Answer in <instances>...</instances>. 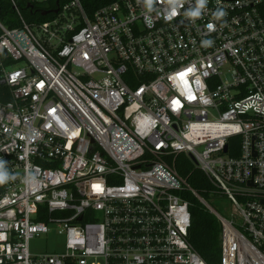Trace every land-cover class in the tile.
<instances>
[{
  "label": "built area",
  "instance_id": "2783aa9c",
  "mask_svg": "<svg viewBox=\"0 0 264 264\" xmlns=\"http://www.w3.org/2000/svg\"><path fill=\"white\" fill-rule=\"evenodd\" d=\"M18 1V26L0 22V264H207L181 152L233 206L203 201L220 264H264V0H206L195 18L182 0L171 19L168 0L91 16L59 0L34 23ZM50 233L61 250H31Z\"/></svg>",
  "mask_w": 264,
  "mask_h": 264
},
{
  "label": "trees",
  "instance_id": "16d2710c",
  "mask_svg": "<svg viewBox=\"0 0 264 264\" xmlns=\"http://www.w3.org/2000/svg\"><path fill=\"white\" fill-rule=\"evenodd\" d=\"M56 0L44 2H32L33 8L27 7V2L18 1L22 16L28 23L40 22L50 19L53 13L41 15V11L55 7ZM112 0H83L82 5L88 16L99 7L110 3ZM0 22L8 28L18 26L19 21L10 0H0ZM4 88L0 85V98ZM6 98V97H4ZM238 137L231 138L228 143L230 154L236 156L238 149L231 151V142H238ZM236 142V143H237ZM173 166L178 174L185 180L194 191L184 189L182 197L189 204L191 224L189 228V240L197 250L201 258L207 264H220V223L216 216L203 203L208 205L210 197H220L218 191L208 179L206 174L184 153L174 154ZM75 264V263H68Z\"/></svg>",
  "mask_w": 264,
  "mask_h": 264
},
{
  "label": "rangeland",
  "instance_id": "374dc122",
  "mask_svg": "<svg viewBox=\"0 0 264 264\" xmlns=\"http://www.w3.org/2000/svg\"><path fill=\"white\" fill-rule=\"evenodd\" d=\"M208 202L211 207L218 210L222 215L230 217L234 209L226 197H210ZM63 238L56 233L43 234L30 241L32 251L52 252L62 249Z\"/></svg>",
  "mask_w": 264,
  "mask_h": 264
},
{
  "label": "clouds",
  "instance_id": "9594fccd",
  "mask_svg": "<svg viewBox=\"0 0 264 264\" xmlns=\"http://www.w3.org/2000/svg\"><path fill=\"white\" fill-rule=\"evenodd\" d=\"M147 2H148L149 7H151L153 0H147ZM181 2H182V0H168V3L173 5V7L171 8V11L168 13V15L166 17L167 19H171L173 16H175L177 14L176 10L180 6ZM205 3H206V0H197L196 9L193 11H190L188 13V15L193 17V18L198 17L200 15V9L204 7ZM217 15L223 16V15H225V13L223 11H220L217 13ZM0 183H4L3 177H0Z\"/></svg>",
  "mask_w": 264,
  "mask_h": 264
},
{
  "label": "water",
  "instance_id": "95a60500",
  "mask_svg": "<svg viewBox=\"0 0 264 264\" xmlns=\"http://www.w3.org/2000/svg\"><path fill=\"white\" fill-rule=\"evenodd\" d=\"M58 4H59V0H56V2H55L56 7L53 8V9H49V10L41 11V15H46V14H49V13H56V12L58 11V7H57ZM27 6H29V7L32 8V5H29V4H28ZM189 158H190L194 163H196L195 160L192 158L191 155H189ZM251 182H252V181L250 180L249 183H251ZM262 203H264V200H262Z\"/></svg>",
  "mask_w": 264,
  "mask_h": 264
}]
</instances>
